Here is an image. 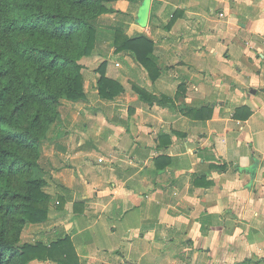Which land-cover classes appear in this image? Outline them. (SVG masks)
<instances>
[{
	"label": "crops",
	"instance_id": "obj_1",
	"mask_svg": "<svg viewBox=\"0 0 264 264\" xmlns=\"http://www.w3.org/2000/svg\"><path fill=\"white\" fill-rule=\"evenodd\" d=\"M108 6L84 97L41 145L47 217L21 236L55 259L29 264H264V0ZM118 34L151 41L148 67Z\"/></svg>",
	"mask_w": 264,
	"mask_h": 264
},
{
	"label": "trees",
	"instance_id": "obj_2",
	"mask_svg": "<svg viewBox=\"0 0 264 264\" xmlns=\"http://www.w3.org/2000/svg\"><path fill=\"white\" fill-rule=\"evenodd\" d=\"M110 0H0V264L55 259L42 242H20L28 223L46 219L48 193L37 172L40 146L61 100L84 97L80 58L92 52L96 19ZM148 67L151 41L115 36ZM98 67L101 97L119 85ZM61 264V260L57 257Z\"/></svg>",
	"mask_w": 264,
	"mask_h": 264
},
{
	"label": "rangeland",
	"instance_id": "obj_3",
	"mask_svg": "<svg viewBox=\"0 0 264 264\" xmlns=\"http://www.w3.org/2000/svg\"><path fill=\"white\" fill-rule=\"evenodd\" d=\"M98 17H99V16H98ZM98 17H97V18H98ZM96 22H97V19H96ZM43 141H44V140H43ZM43 141H42V143H43ZM41 145H42V144H41ZM41 154H43V148H42V146H40L39 165L41 164V160H42V155H41ZM37 171H38L37 173H38V174L40 173L39 175L42 176V173H41V171H42V170H41V166H38V170H37ZM28 224H30V223H28ZM28 224L22 226V228H21V230H20V232H19V239H20L19 241H20V242H22V241H21V236L23 235V232H24V230L26 229L25 227H26ZM25 242H26V241H25Z\"/></svg>",
	"mask_w": 264,
	"mask_h": 264
},
{
	"label": "built area",
	"instance_id": "obj_4",
	"mask_svg": "<svg viewBox=\"0 0 264 264\" xmlns=\"http://www.w3.org/2000/svg\"><path fill=\"white\" fill-rule=\"evenodd\" d=\"M220 15H222V13H220Z\"/></svg>",
	"mask_w": 264,
	"mask_h": 264
}]
</instances>
